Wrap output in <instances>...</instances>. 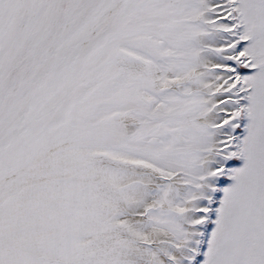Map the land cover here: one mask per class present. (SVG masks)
Returning a JSON list of instances; mask_svg holds the SVG:
<instances>
[{
  "label": "snow or ice",
  "instance_id": "1",
  "mask_svg": "<svg viewBox=\"0 0 264 264\" xmlns=\"http://www.w3.org/2000/svg\"><path fill=\"white\" fill-rule=\"evenodd\" d=\"M0 264H264V0H0Z\"/></svg>",
  "mask_w": 264,
  "mask_h": 264
}]
</instances>
